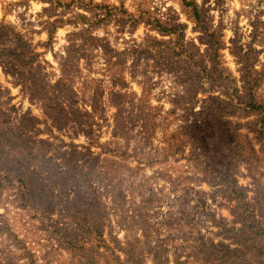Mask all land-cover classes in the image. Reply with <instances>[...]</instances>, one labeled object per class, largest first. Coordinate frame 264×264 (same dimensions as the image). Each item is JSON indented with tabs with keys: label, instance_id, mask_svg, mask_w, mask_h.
Here are the masks:
<instances>
[{
	"label": "rangeland",
	"instance_id": "obj_1",
	"mask_svg": "<svg viewBox=\"0 0 264 264\" xmlns=\"http://www.w3.org/2000/svg\"><path fill=\"white\" fill-rule=\"evenodd\" d=\"M0 264H264V0H0Z\"/></svg>",
	"mask_w": 264,
	"mask_h": 264
},
{
	"label": "trees",
	"instance_id": "obj_2",
	"mask_svg": "<svg viewBox=\"0 0 264 264\" xmlns=\"http://www.w3.org/2000/svg\"><path fill=\"white\" fill-rule=\"evenodd\" d=\"M125 16H127L130 21H133L134 23L138 24L139 22H142L143 21V16H141L139 19H135L132 14L128 13L127 11H123L122 12ZM153 23H156L157 24V29L159 31H162L164 33H169V34H175L177 31L180 30V27L178 26H175V27H168L162 23H160V21L156 20V21H152L151 19H148L147 21V24L150 25V24H153Z\"/></svg>",
	"mask_w": 264,
	"mask_h": 264
}]
</instances>
